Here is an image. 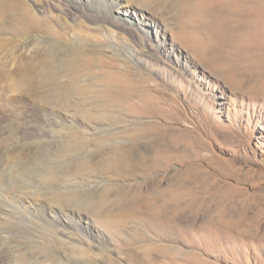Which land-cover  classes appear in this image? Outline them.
<instances>
[{
    "label": "rangeland",
    "instance_id": "1",
    "mask_svg": "<svg viewBox=\"0 0 264 264\" xmlns=\"http://www.w3.org/2000/svg\"><path fill=\"white\" fill-rule=\"evenodd\" d=\"M25 1L39 14L37 0ZM116 1L111 19L129 20L128 28L88 20L77 6L53 9L51 21L69 45L63 47L76 45L80 53L55 66L62 67L55 70L59 95L36 100L21 87L15 91L14 136L0 115L2 180L8 186L13 179L7 193L32 196L85 223L80 246L89 258L64 249V237L48 241L46 251L66 264H140L129 245L139 238L158 254L155 264H264V0H162L147 7ZM38 52V46H8L0 56L12 54L18 64ZM87 59L91 67L80 66ZM124 64L130 92L118 87L107 95L108 73L121 75ZM3 91L8 109L14 92ZM142 129L176 139L172 169L184 192L175 209L174 197L154 185L157 173L130 174V163H118L121 150L131 152L144 140L130 134ZM25 136L36 141L22 142ZM43 148L51 167L46 179L40 165L27 161L18 173L5 167L16 155L27 158ZM156 151L161 155L160 147ZM18 178L23 181L16 184ZM54 191L63 194L60 205L50 198ZM110 214L117 224L113 234L102 224ZM6 235L0 236L1 263L33 264L39 249Z\"/></svg>",
    "mask_w": 264,
    "mask_h": 264
},
{
    "label": "bare ground",
    "instance_id": "2",
    "mask_svg": "<svg viewBox=\"0 0 264 264\" xmlns=\"http://www.w3.org/2000/svg\"><path fill=\"white\" fill-rule=\"evenodd\" d=\"M54 1L37 0L36 5L38 6L37 12L40 14L39 15L35 11H33V7L27 4L25 0H0V53L5 51L8 46H38V48L40 49V52L34 54L32 60L21 59L18 64L14 62L12 54H9V58L7 59L6 57L0 56V115H3V119H8L5 125L6 129L3 127L7 131L8 136H14L16 133L14 121H16L17 119L16 109L19 97H16L15 91L21 87V91L25 95L36 100L39 98L43 99L44 95L45 97L51 94L59 95L61 91L57 88L58 75L55 73V70H62V67L55 68V66L64 65L61 60L67 58L73 52L77 51L78 53H80V50H78V47H76V45L72 50H69L68 47L66 49L63 47L69 45L63 42V40L61 41V37L63 35L59 31L60 29L58 30L53 25V21H51L56 19V17L53 15V9L57 10L59 8L57 7V4H61V7H69L71 9L77 6V9L85 12L82 13V16L84 18H87L88 20H107V22H112L114 26H118L120 28L121 26H125L128 28L129 24H131V22L125 18H119L118 22L111 19L110 10L117 5L118 1L116 0ZM129 1L133 4H136L138 7H147L148 4H151L153 2L154 4H160L162 0ZM121 8H123V6ZM67 10L62 9L60 10V12H68ZM134 23L137 24V22ZM29 37H34L32 39V43L25 42V40H27V38ZM91 63L92 60L87 59L86 61H81L80 66L88 68L91 67ZM121 66L124 68V70L120 72L121 75H119L117 71H114L108 73V76L106 77L108 78L106 79L108 83H106L102 89L107 95L113 93L118 87L121 88V91L130 92V87L127 84V81L123 80L124 77L131 76V72L125 64ZM75 76L76 74L74 72L72 75L73 80H76L74 78ZM15 80L16 82L18 81L21 84H16ZM13 83L15 85H13ZM115 83L119 85L116 86ZM4 89L6 90L3 91ZM82 90H84V87H82ZM1 91L7 92V94L14 92V95H11L12 102L11 105H9L8 109L5 108L1 103V100H7L6 97V99L3 97ZM107 107L109 109L112 108L109 102ZM113 107L123 110L122 107H118L117 105H114ZM5 113H7L8 117H5ZM3 128L1 125V129ZM130 134L134 137L135 140H137V138L140 136L145 137L141 143H135L132 146L131 152H129V149L127 151L121 150L117 155V159L119 161L118 163H130V174L139 173L145 175L146 178H149L148 175L157 173L160 179L159 181L154 182V185L158 187L163 194L174 197V201L172 202L171 207L175 209L177 202L179 205L180 189L182 192H184L183 188H180L179 182H177L175 171L172 169V156L176 153V148L173 149V143L175 145L176 139L173 137H166L167 139L165 141L158 135L157 129H142L138 131L134 130ZM48 139L49 138H46V140ZM32 141L36 140L30 138L29 136H25L22 139V142L26 143ZM52 144L53 143H49L48 141V144L46 146L49 150L51 149ZM54 146L52 147L53 149ZM159 147L161 148V155L158 154L160 152L156 151ZM48 149L44 150L43 148L42 152H40L39 154L34 152V154L36 153L35 155H32V153H30L32 156L29 157V154L27 158H22L21 155L18 154L19 156L16 157V155L14 157V160L9 159L11 162L8 161L9 166L6 163L5 167L13 168L15 169V172H17V170L20 169V163L23 161H27V163L29 162L31 163V165H40L43 172L42 174L45 177L44 179H46L48 176H50L51 173V167L48 163ZM150 151L153 152L154 155L150 156ZM78 152L79 151H77V153ZM160 159L163 161L161 169H159L160 163L158 162ZM7 169L9 170V168ZM4 175L3 170L0 168V236L7 234L6 236L10 235V237L14 236L15 238L24 239L25 241L29 242V245L32 244L33 249H39V251L37 250V252L39 253H37L33 264H66L64 262H61L62 260L60 261L59 259H57V257L52 253L51 250V252L46 251V249L49 250L48 241L50 237H56L57 235L65 238L64 243L61 244L64 246V249L66 247L70 252H74L80 258L90 257L87 254L86 249L80 246L81 243L85 242V235H83L81 231V227H83V225L85 224L83 221H81L80 219H73V217L71 216L73 214H69V212L65 210H61L55 206L36 201L32 198V196L22 195L18 193H12L11 195H9L7 192L8 190H11L13 179L10 180V178V181L6 179L7 181L5 182L10 184L6 186L4 185L5 183L2 180H5V178L3 177ZM52 175L54 174L52 173ZM5 176L7 177V175ZM25 180L30 182V179L27 180L26 178ZM17 181L14 180L16 184H19L23 180L21 178H18ZM31 184L33 185L34 183L31 182ZM45 186L46 185L42 187L39 183L37 188H42L46 192L49 189H47V187ZM46 195H48V193H46ZM50 196V198L59 205L63 202L62 199H64V197L61 192L54 191ZM152 202L157 207L158 196H155ZM102 204H107V200L105 197H103L102 199ZM176 210H174V212ZM112 216L113 214L104 216L107 219L102 221V224L105 230L113 234L116 230L115 227H117V224L114 221H110V217ZM126 217L127 216H122L121 218L126 219ZM185 218L189 220L186 215H183L182 220L185 221ZM57 244H59V242ZM145 244L146 242L140 238L133 239L129 243L130 246L134 247V251L139 258L140 264H155V261L158 258V254L153 252V247H149V245ZM73 261H70L69 259L68 264H79V262ZM0 264H2L1 260Z\"/></svg>",
    "mask_w": 264,
    "mask_h": 264
}]
</instances>
